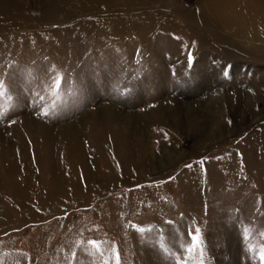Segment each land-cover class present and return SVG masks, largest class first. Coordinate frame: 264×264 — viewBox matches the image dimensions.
Here are the masks:
<instances>
[{
  "label": "rangeland",
  "instance_id": "374dc122",
  "mask_svg": "<svg viewBox=\"0 0 264 264\" xmlns=\"http://www.w3.org/2000/svg\"><path fill=\"white\" fill-rule=\"evenodd\" d=\"M0 82V264H260L264 0H0Z\"/></svg>",
  "mask_w": 264,
  "mask_h": 264
},
{
  "label": "snow or ice",
  "instance_id": "6c2138e0",
  "mask_svg": "<svg viewBox=\"0 0 264 264\" xmlns=\"http://www.w3.org/2000/svg\"><path fill=\"white\" fill-rule=\"evenodd\" d=\"M2 87H3L2 82H0V88H2ZM55 87H56V89L58 91L59 88H60V79L59 78H57V80L55 82ZM2 94L3 93H0V95H2ZM262 235H264V233H262ZM88 243L91 244L97 250L100 249V244L97 241L92 240V241H89ZM198 243H199V236H195L194 239H193V244L188 248V251L192 252L193 249L195 248V246ZM101 254H103V253H101ZM257 256H258V259L260 261V264H264V244H262L260 246L259 251L257 253ZM104 264H110V262L105 261ZM116 264H119V254H118V252L116 253ZM200 264H203V262L201 261Z\"/></svg>",
  "mask_w": 264,
  "mask_h": 264
}]
</instances>
